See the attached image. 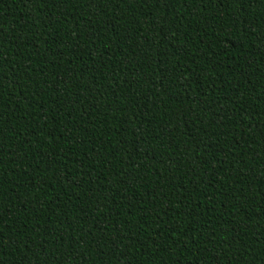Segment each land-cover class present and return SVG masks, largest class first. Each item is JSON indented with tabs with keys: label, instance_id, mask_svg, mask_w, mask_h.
<instances>
[{
	"label": "trees",
	"instance_id": "obj_1",
	"mask_svg": "<svg viewBox=\"0 0 264 264\" xmlns=\"http://www.w3.org/2000/svg\"><path fill=\"white\" fill-rule=\"evenodd\" d=\"M0 264H264V0H0Z\"/></svg>",
	"mask_w": 264,
	"mask_h": 264
}]
</instances>
